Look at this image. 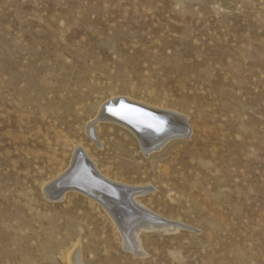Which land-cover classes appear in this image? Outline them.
<instances>
[{
  "label": "rangeland",
  "instance_id": "obj_1",
  "mask_svg": "<svg viewBox=\"0 0 264 264\" xmlns=\"http://www.w3.org/2000/svg\"><path fill=\"white\" fill-rule=\"evenodd\" d=\"M115 97L186 116L189 138L146 155L102 123L92 141L87 124ZM77 150L146 187L139 200L179 227L142 231L132 252L92 199L48 198ZM77 252L83 264H264V0H0V264Z\"/></svg>",
  "mask_w": 264,
  "mask_h": 264
},
{
  "label": "bare ground",
  "instance_id": "obj_2",
  "mask_svg": "<svg viewBox=\"0 0 264 264\" xmlns=\"http://www.w3.org/2000/svg\"><path fill=\"white\" fill-rule=\"evenodd\" d=\"M121 105L125 107L122 108ZM145 113L148 115H144ZM159 121L165 122L161 131L148 126ZM187 121L186 116L167 108L153 106L129 97H115L104 104L97 116L87 124L86 132L92 141L97 142V125L104 123L119 127L134 137L143 153L149 155L160 150L170 141L189 138ZM66 191L79 192L102 206L115 222L123 245L131 251L138 252L142 248V231L169 232L179 227L178 223L166 221L153 214L139 200L140 196L147 193L146 187L141 188L111 179L109 175L99 170L96 162L84 150H77L69 168L53 181L51 180L45 188L47 197L56 200L61 199ZM51 193H54L53 197L49 195ZM78 252L73 254L72 264L84 263L81 259L83 257H80Z\"/></svg>",
  "mask_w": 264,
  "mask_h": 264
},
{
  "label": "snow or ice",
  "instance_id": "obj_3",
  "mask_svg": "<svg viewBox=\"0 0 264 264\" xmlns=\"http://www.w3.org/2000/svg\"><path fill=\"white\" fill-rule=\"evenodd\" d=\"M121 107L124 108L125 106L121 105ZM144 115H148V114L145 113ZM164 123L165 122H163V121H159L157 124H149L148 126L154 127L156 129V131H161L163 129Z\"/></svg>",
  "mask_w": 264,
  "mask_h": 264
},
{
  "label": "water",
  "instance_id": "obj_4",
  "mask_svg": "<svg viewBox=\"0 0 264 264\" xmlns=\"http://www.w3.org/2000/svg\"><path fill=\"white\" fill-rule=\"evenodd\" d=\"M126 104V103H125ZM127 105H130V104H127ZM119 106V105H118ZM118 106H116V107H118Z\"/></svg>",
  "mask_w": 264,
  "mask_h": 264
}]
</instances>
